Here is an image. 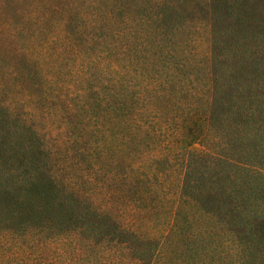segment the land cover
Listing matches in <instances>:
<instances>
[{
  "label": "trees",
  "instance_id": "16d2710c",
  "mask_svg": "<svg viewBox=\"0 0 264 264\" xmlns=\"http://www.w3.org/2000/svg\"><path fill=\"white\" fill-rule=\"evenodd\" d=\"M63 1L32 6L39 59L31 76L45 117L82 128L85 147L65 165L54 163L33 130L14 160H2V180L14 179L18 206L0 228V264H264L256 229L252 240L242 230L258 213L262 191L255 186L264 173L233 156L217 121L228 110L248 123L264 102L226 103L220 87L227 77L256 83L259 68L244 61L255 52L261 58L257 22L248 32L251 20L207 7L211 37L237 38L227 60L219 55L222 42L197 50L171 0ZM251 35L254 50H244L242 39ZM229 60L232 69L219 75L216 64ZM197 91H210V103L199 102ZM136 153L142 158L134 166ZM78 157L100 177L61 179V170L78 171ZM21 213L28 218L17 226Z\"/></svg>",
  "mask_w": 264,
  "mask_h": 264
},
{
  "label": "rangeland",
  "instance_id": "374dc122",
  "mask_svg": "<svg viewBox=\"0 0 264 264\" xmlns=\"http://www.w3.org/2000/svg\"><path fill=\"white\" fill-rule=\"evenodd\" d=\"M57 2L58 0H48ZM211 6H207L208 0H171V4L176 6L179 15L183 19H187L190 34L188 38H196L197 50L208 52L211 46L215 49L218 44H221L219 49V55H223L228 60L232 53L238 50L237 38L233 41L231 38H226V41L221 36L215 35L211 37V28L207 25L206 16L207 7L211 10L214 8L232 10L231 12L235 17L240 15L243 18V22L251 20L253 29H249L248 32L255 30V22H257L256 31L259 33V51L261 58H259L255 52V55L250 59L244 61V66H257L259 70L254 75L256 83L251 82V79L246 77L233 78V81L226 79H232L227 77L221 79V90H224L227 99L232 104H241L240 98L249 99V101L260 100L264 101V0H210ZM36 0H0V163L2 160H14L15 150L19 149V146L28 144L32 137V131L39 132L41 139L45 141L44 146L49 153V160L58 164L68 163L67 158L74 151L79 152L80 148L85 147V140L81 139L82 128L73 125L70 130L60 126L58 123L51 122L50 117H45L43 110L46 108V104L40 102L44 100L43 94L40 89L33 84L32 76H35V71L38 69L36 61L38 58L36 51L37 40L34 39L33 32L30 30L31 20L33 15L31 14L33 5ZM63 6L65 1L60 0ZM210 12V11H209ZM182 14V15H181ZM217 14L218 13L217 11ZM189 20V21H188ZM206 25L208 27H206ZM24 31V32H22ZM252 36L250 40L242 39L243 49L253 51ZM212 40V42H211ZM246 44V45H245ZM253 48V49H252ZM250 53V52H248ZM254 57V58H253ZM47 63L48 58H43ZM27 60V61H26ZM46 64L45 66H47ZM235 69L238 67L237 63L234 64ZM232 61L224 63L223 65L216 64L219 75L223 72L224 68L232 69ZM229 71V70H228ZM247 73V72H246ZM18 75L14 79V77ZM32 75V76H31ZM35 81H39L36 79ZM206 82V81H205ZM202 88L207 89L208 85L203 83ZM199 86V88H200ZM243 90V92L241 91ZM198 94V95H197ZM197 100L199 102L206 103V100H211L212 94L197 91ZM191 98V97H189ZM226 98V97H225ZM192 99V98H191ZM247 104V102H246ZM187 105V104H186ZM185 106V105H184ZM258 111L255 118L248 123H241L244 120L234 118L231 113L223 111V121L217 120L219 123L220 130L222 129L225 136L224 142L233 152V156L242 162H245L248 166H255L264 173V102L258 105ZM10 108L11 112L9 111ZM59 109V107H57ZM6 112H5V110ZM50 109H55L51 107ZM7 112L10 116H7ZM247 124V125H246ZM34 132V131H33ZM69 141L67 143V136ZM78 137V138H77ZM64 144H66L64 146ZM56 145H59L58 148ZM5 150V151H4ZM7 150V152H6ZM14 150V151H13ZM130 149L127 151L128 156ZM231 153V152H230ZM85 153L81 157H86ZM133 157V156H132ZM129 158V164L131 159ZM135 164L139 165L141 162V156L134 154ZM79 162V166L76 168L78 171H59L58 175L61 179L71 178L73 176L89 179H97L100 176L96 171L89 173L90 165L87 162H83L80 157L76 163ZM76 167V166H75ZM121 169V168H119ZM124 175H129V168L124 165L122 168ZM6 170V168H5ZM2 170L0 169V228L9 224L8 218L15 217L13 214L14 208L16 209L18 204L15 203L17 197L12 193L11 184L14 179L8 181L5 184L4 179L2 180ZM88 173V174H87ZM13 173L8 175L10 178ZM9 188V192L7 191ZM262 191L255 201V208L258 213L254 214L257 220L254 224V219L248 224V219L244 220L242 230L244 238L246 240H252L253 233L252 229H256L254 234L256 240L261 241L260 250L256 253L257 257L264 258V182L259 178V186H255ZM6 190V191H4ZM98 187L95 191L100 192ZM94 190H89L92 194ZM18 196V200H19ZM32 202V201H31ZM34 202V200H33ZM30 204V202H29ZM28 202L25 201L22 204L24 210L28 207ZM28 215L20 214L18 222H15L17 226L27 220Z\"/></svg>",
  "mask_w": 264,
  "mask_h": 264
}]
</instances>
